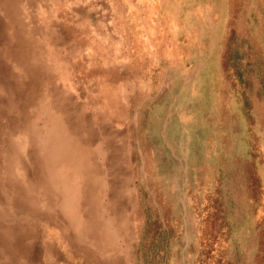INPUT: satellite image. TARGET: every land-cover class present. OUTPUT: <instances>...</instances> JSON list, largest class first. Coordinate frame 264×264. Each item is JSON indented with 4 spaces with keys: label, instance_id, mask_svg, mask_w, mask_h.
Returning a JSON list of instances; mask_svg holds the SVG:
<instances>
[{
    "label": "rangeland",
    "instance_id": "1",
    "mask_svg": "<svg viewBox=\"0 0 264 264\" xmlns=\"http://www.w3.org/2000/svg\"><path fill=\"white\" fill-rule=\"evenodd\" d=\"M0 264H264V0H0Z\"/></svg>",
    "mask_w": 264,
    "mask_h": 264
},
{
    "label": "crops",
    "instance_id": "2",
    "mask_svg": "<svg viewBox=\"0 0 264 264\" xmlns=\"http://www.w3.org/2000/svg\"><path fill=\"white\" fill-rule=\"evenodd\" d=\"M103 151V150H102ZM104 152V151H103ZM101 169V168H100ZM103 170L104 169H101V171L103 172ZM54 178H52L50 181L49 180H45V182L47 181H49V183H53V182H55V180H53ZM43 180V179H42ZM54 184V183H53ZM41 187V186H40ZM43 187H44V181H42V188H41V191L43 192V200H42V204L45 206L46 205V200L44 199V197L46 198V197H52V196H56V194H55V192L53 191V193H49V195L47 196V193L45 192L46 190H43ZM81 187H83L82 189H86V188H89L88 187V184H83V185H81ZM92 187V189H90L91 191H93V192H96V190L97 189H95L94 190V187L93 186H91ZM92 194V193H91ZM91 197H92V195H91ZM55 199V198H54ZM91 201H90V206H88L89 208H91V209H93V207L94 206H96V204H98L99 203V201L97 200L96 202H93L92 201V199H90ZM51 204V203H50ZM52 205V204H51ZM50 213H51V215H53V218H54V220H55V222L56 223H60V224H63L64 225V229H66L68 232H70L71 231V228H70V224L68 223V221L65 219V215L63 214L64 212H61V210H58L57 208H53L52 207V209L50 210ZM74 213H76V214H78L79 213V215L81 214L80 212H74ZM98 225V224H97ZM96 228V230H97V227H94V229ZM95 231V230H94ZM111 236V235H110ZM109 234H106V235H104L103 237H105V238H107V239H109ZM99 237V235H94V234H91V238H93V239H97ZM98 240V239H97ZM108 244V243H107ZM108 245H110V244H108Z\"/></svg>",
    "mask_w": 264,
    "mask_h": 264
},
{
    "label": "bare ground",
    "instance_id": "3",
    "mask_svg": "<svg viewBox=\"0 0 264 264\" xmlns=\"http://www.w3.org/2000/svg\"><path fill=\"white\" fill-rule=\"evenodd\" d=\"M30 102H32V101H30ZM89 172H90V170H86V171L84 172V174H85L84 177H89ZM71 223H73V226H75L73 221H72ZM79 223H80V224H79ZM75 224H79V226H80V227H78V228H77L76 226L73 227L74 230H77L75 233L81 234V233H80V228H81V226H82V222H78V221H77ZM96 248H97V247H96Z\"/></svg>",
    "mask_w": 264,
    "mask_h": 264
}]
</instances>
